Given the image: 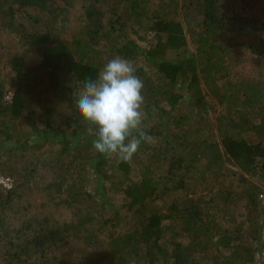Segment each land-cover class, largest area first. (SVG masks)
I'll return each mask as SVG.
<instances>
[{"label": "trees", "instance_id": "1", "mask_svg": "<svg viewBox=\"0 0 264 264\" xmlns=\"http://www.w3.org/2000/svg\"><path fill=\"white\" fill-rule=\"evenodd\" d=\"M150 1L0 0L24 47L12 78L0 58V264H264V189L246 175L264 180V81L222 84L264 69V0ZM116 56L143 80L152 137L128 161L94 149L75 105Z\"/></svg>", "mask_w": 264, "mask_h": 264}, {"label": "clouds", "instance_id": "2", "mask_svg": "<svg viewBox=\"0 0 264 264\" xmlns=\"http://www.w3.org/2000/svg\"><path fill=\"white\" fill-rule=\"evenodd\" d=\"M136 72L131 61L116 56L74 94L80 115L97 129L94 149L106 157L131 160L142 142L152 141L143 129L144 83Z\"/></svg>", "mask_w": 264, "mask_h": 264}, {"label": "rangeland", "instance_id": "3", "mask_svg": "<svg viewBox=\"0 0 264 264\" xmlns=\"http://www.w3.org/2000/svg\"><path fill=\"white\" fill-rule=\"evenodd\" d=\"M158 1L159 0H151L150 1L149 7L151 10H155L158 7V5H159ZM180 1H182V0H180ZM4 17H5L4 14L2 13V11H0V58L2 60L3 67L5 68V73L7 72L9 78H12V77H14V75L10 72V68L8 67V61L14 54L21 53L24 50V47H23V43L20 42L19 38L14 33H11L8 29H6L2 26L3 21H4ZM82 25L83 24H81L77 21L73 22L74 27H83ZM141 34H142V36H146V37H144L145 39L143 41L139 40L138 39L139 36L134 35L133 33H132L131 37L133 39H135L137 41V43L140 44L141 46H143L145 48L149 47L150 42L153 40V35H151V34L145 35L144 33H141ZM188 38H189L188 44H189V48H190L191 52L196 53L197 46L193 43V39H190V37H188ZM28 59H30L32 63H34L36 61V58L34 57L33 53H31L28 56ZM142 64H143V62L140 61V62H138L137 65H142ZM263 72H264V69L259 68L258 66L254 65L252 62H249L248 64L245 63L243 65L239 64L238 67H234L232 69V71L229 73V76L224 80V82H222V84H225L226 81H230V82L238 81L243 76L247 80H254V79L258 80V79H260V80L264 81V75L260 76L261 73H263ZM10 83H11V81H9L8 86H10ZM226 88H227V85H226ZM11 98H12V94L8 93L6 95L5 101H10ZM207 99L210 103L217 104L216 99L211 97L210 95H208V93H207ZM221 111L224 112V110L221 108V106H219L217 104L216 112H212L210 115V117L213 120L215 127L218 126L217 117ZM23 130L27 132L29 129L25 128ZM32 141H35V139L33 138ZM227 166L230 170H233L234 172H236L237 173L236 175H238L240 173L242 174V172H243V169H241L240 166H237L233 163L232 164L229 163V164H227ZM246 175L248 177H251L253 181L257 182L258 185H260L264 189V180L258 179L260 177V175H254V177H252L253 176L252 174L251 175L246 174ZM0 183L5 188L9 189L12 187L13 181H12V179L1 177ZM89 188H90V190L91 189L93 190L94 187H93L92 183H90ZM115 194H118V193H116V191L114 193L109 192V197L112 199V201L113 200L117 201V199H119V194L118 195H115ZM66 217H68V215L63 214V217H60V218L64 219Z\"/></svg>", "mask_w": 264, "mask_h": 264}, {"label": "built area", "instance_id": "4", "mask_svg": "<svg viewBox=\"0 0 264 264\" xmlns=\"http://www.w3.org/2000/svg\"><path fill=\"white\" fill-rule=\"evenodd\" d=\"M260 201H261V205L263 207L264 210V193H262L260 196ZM260 235H261V241L262 244L264 245V215H263V219H262V226H261V230H260Z\"/></svg>", "mask_w": 264, "mask_h": 264}]
</instances>
